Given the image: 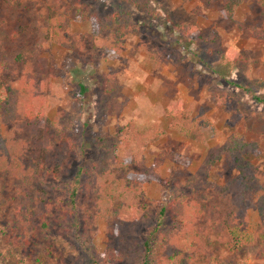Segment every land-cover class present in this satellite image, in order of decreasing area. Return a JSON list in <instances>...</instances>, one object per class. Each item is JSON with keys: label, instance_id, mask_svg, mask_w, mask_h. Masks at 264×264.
<instances>
[{"label": "rangeland", "instance_id": "1", "mask_svg": "<svg viewBox=\"0 0 264 264\" xmlns=\"http://www.w3.org/2000/svg\"><path fill=\"white\" fill-rule=\"evenodd\" d=\"M238 1L227 18L224 0H143L140 9L123 0H0V264H91L60 230L58 221L63 207L73 202L74 182L80 191L75 200L84 203L81 229L96 252L103 254L112 240L114 245L120 241L122 233L133 235L136 225L109 222L103 212L106 206L146 204L154 219L139 224L140 235L145 236L160 207L175 201L173 191L188 196L186 222L194 217L201 197L185 186L190 179L200 182L205 177L217 188L231 184L238 171L230 158L205 165L210 152L216 153L231 137L257 144L258 153L248 159L264 181V103L254 99H264V7L258 0ZM52 10L68 13L67 31L56 33L46 15ZM116 14L127 20L120 44L116 31L105 27ZM94 19L101 24L98 33ZM115 45L119 51L112 49ZM28 72L38 74L35 91L43 96L45 118L53 124L55 145L49 163L63 160L67 152L60 179L43 177L30 183L28 176L23 177L35 165L20 111L25 101L22 78ZM81 85L87 87L85 96ZM10 98L15 103L12 109L4 105ZM174 102H180L191 118L203 115L209 121L201 128L203 142L186 139L171 128L167 109ZM82 123L88 124L85 148L62 143V137H76L75 126ZM127 128L152 133L154 137L142 146L139 163L148 168L159 162L160 170L137 191H127L130 199L123 205L104 179L91 177L100 156L99 139L113 140ZM6 159L14 162L12 167H7ZM124 159L127 164L133 160L129 154ZM88 166L89 174H79ZM103 174L126 183L117 166ZM124 183L118 192L132 187ZM252 201L249 193L239 211L244 225L254 231L261 217ZM28 204L34 206L29 205V211L41 209L42 217L36 213L35 222L45 223L44 228L32 229L21 222ZM258 250L255 245L232 254L224 243H217L197 257L187 248L181 260L218 264L211 263L213 256L225 264H264L257 258Z\"/></svg>", "mask_w": 264, "mask_h": 264}, {"label": "trees", "instance_id": "2", "mask_svg": "<svg viewBox=\"0 0 264 264\" xmlns=\"http://www.w3.org/2000/svg\"><path fill=\"white\" fill-rule=\"evenodd\" d=\"M123 1L137 6L136 8L143 5L141 4L143 0ZM258 1L260 6L264 7V1ZM238 4V0H224L223 9L227 18H231ZM46 15L49 19L52 18V22L56 27V33L59 34L61 31H67L70 27L71 19L68 13L62 11L54 12L52 10ZM93 22L95 31L98 33L101 29V24L95 19ZM125 22H127L125 16L116 14L111 17V24L105 26L108 29H114L116 31L114 33L117 35L116 39L119 42L118 44H120L121 34L126 32L124 28L127 26L123 25ZM112 49L114 51L120 50L116 45ZM210 50L212 51L213 48H210ZM29 64V61L25 63L27 67H29ZM22 80L23 88L21 92L25 101L20 110L21 118L29 130V141L32 142L34 147L32 155H34L35 163L32 169L30 168L29 171L23 172V177L28 176L31 180L30 183L41 182L43 177L60 179L64 169L62 161L67 159L68 156L67 152H64L62 154L63 160L59 158L54 160L52 165L49 163L51 146L55 145V141L51 135L53 124L45 118V102L43 96L35 91V86L39 82L38 74L28 72ZM86 93L87 87L81 85L82 96H85ZM254 99L260 103H264V99L260 97H255ZM83 100H81L82 103ZM4 105L12 109L15 103L10 98L4 102ZM167 114L171 118V128L177 130L182 137L192 141L203 142L204 135L201 129L203 123L206 126L210 125L209 121L203 120V115L191 118L180 102L172 103L167 109ZM76 123L78 122L76 121ZM87 126V123L75 126L76 137H62V143L69 142L72 148L76 144H79L81 149L85 148L87 142ZM151 134L146 128H127L122 130L113 140L105 138L99 139L97 144V151L100 153V156L94 161L93 172L96 174H92L91 179H96L97 181L104 179L107 185L111 187L114 195L118 197V200H122L123 205L128 196V199H130L127 191L130 192V189L137 191L151 177L159 175V162L148 168L139 163L142 146L154 137ZM63 145L61 146L62 149ZM257 148V144L255 143L243 141L239 137H231L226 144L217 149L216 153L210 152L205 161L207 167L215 165L223 157H228L238 171V175L232 180L231 184H226V186L221 188L210 185L205 177L200 182H194L190 179L185 186L189 185L192 191L198 192L201 198L199 201H196L197 206L193 212L194 217L191 216L189 222H186L185 214L186 200L188 199L186 193L177 194L175 191H173L174 193L172 192V198H175V201L171 200L168 205L160 207L154 223L145 236L140 235L139 224L144 222L148 224L154 219L151 217L152 213L146 204H141V207H139L129 203L128 208L123 207L122 204H115L114 208L106 206L103 212L109 222L114 220L116 224L136 222V225L133 227L134 234L132 235L131 232L128 234L130 241L127 238V233L124 232L121 234L118 243L114 245V240H112L107 245L105 252L98 254L90 236L81 229V223L85 218V215H83L85 214L84 203L82 200H75L80 191L76 190V182H74L73 202H67L62 209V213L58 216V221L61 225L60 230L78 247L81 253L87 256L88 260H91V264H169L168 261H172V264H184L181 257L187 248L195 250V257H197L198 253L209 252L208 249H212L217 243H224V247L232 254H236L247 247L258 245L257 258L264 260V181L259 171L248 159L250 155L258 153ZM128 154L133 159L130 164H127L124 159L125 155ZM6 160L7 167H12L14 162H9V159ZM133 164H136L139 169H133ZM116 166L125 174V182L132 185V187H128L122 193L118 192V189H120V186L124 182L121 183L113 179L112 174H103L104 172L111 171ZM88 169H90L89 166L81 168L79 174L82 171L85 174H89L90 171ZM132 177H135V179ZM1 183L0 187L3 190ZM47 183L48 180H46ZM183 185L179 184V186ZM211 191L214 192L212 196L210 194ZM201 192L206 196H200ZM249 193L253 194L252 208L257 211L258 217H261V222L254 231L249 230L244 225V218L239 211L240 206L246 202V197ZM209 194L211 197H209ZM35 201L40 203L39 199ZM91 202L89 200L87 203ZM173 202L175 203L173 204ZM29 205L32 204L27 205L21 222L30 225L33 227L32 229L37 230L38 227L44 228L45 223H42L40 226L35 222L37 217L36 213L42 217L41 209L37 212L35 209L29 211ZM87 213L89 212L87 211ZM48 214H50L49 211ZM203 219L206 220L205 224H202ZM25 236V242L28 244L30 237L27 233H25ZM173 261L175 262L173 263ZM213 262L225 264L222 260L211 256V263ZM80 264L88 263L82 261ZM186 264H191V260L188 257Z\"/></svg>", "mask_w": 264, "mask_h": 264}]
</instances>
